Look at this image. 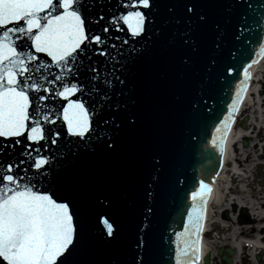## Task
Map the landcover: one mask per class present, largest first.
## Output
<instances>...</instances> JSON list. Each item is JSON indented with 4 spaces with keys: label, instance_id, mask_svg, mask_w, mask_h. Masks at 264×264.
<instances>
[{
    "label": "water",
    "instance_id": "1",
    "mask_svg": "<svg viewBox=\"0 0 264 264\" xmlns=\"http://www.w3.org/2000/svg\"><path fill=\"white\" fill-rule=\"evenodd\" d=\"M248 3L256 4L258 0ZM154 5L155 32L162 29L167 39L149 32L146 37L136 38L141 41L137 44L126 30L111 29L107 34L100 31V25L106 24L113 14L124 11L121 0H92V15L97 20L103 16L104 20L90 26L97 34L120 38L93 47H103L116 55L109 44H116L124 52L133 46H146L143 55L130 60L116 73L125 83L114 81L109 91L111 99L105 103L102 116L93 117L95 133H104L101 139L94 138L88 149L77 150L74 146L75 155L69 154L64 145L68 141L75 145L78 138L67 136L66 125L55 115L67 101L50 97L45 103L52 106L56 123L43 126L46 135L49 128L62 133L58 144L50 141L33 144L19 138L20 144L0 150V162L25 160L20 165L22 168L31 164L22 155L25 151L35 156L33 150L40 148L42 155L52 157H56L58 148L64 151V156L55 160L57 167L53 174L58 178H73L72 189L67 194L75 202L78 230L86 239L75 264H174L171 223L176 222L183 229L192 203L190 192L194 187V190L199 188L198 172L209 184L208 176L215 175L221 157L219 149L220 156L214 154L217 147L212 144V136L226 112L237 80L235 74L228 76L227 69L234 67L241 73L242 65L247 63L246 49L254 46L244 43L249 37L255 39L253 32L237 31L246 7L236 0H154ZM201 16L205 17L203 21ZM125 39L129 43L122 45ZM38 55L42 62H50L44 54ZM89 55L91 60L84 61L82 74L68 76L66 80L90 87L92 73L85 70L89 64L105 75L111 72L113 65L107 56L91 52ZM51 71L58 72L54 66ZM225 77L232 81L230 87L226 86ZM71 99H83L86 106L100 102L97 94L90 97L77 93ZM103 120L108 123L104 124ZM210 131L212 135L206 142ZM10 143L0 138V145ZM187 197L186 207H190L184 212ZM102 218L113 224L114 237L107 236ZM223 251L219 253L223 262L233 264L231 256L235 252L227 249L228 257L222 255ZM210 259L208 254L205 264H210Z\"/></svg>",
    "mask_w": 264,
    "mask_h": 264
},
{
    "label": "snow or ice",
    "instance_id": "2",
    "mask_svg": "<svg viewBox=\"0 0 264 264\" xmlns=\"http://www.w3.org/2000/svg\"><path fill=\"white\" fill-rule=\"evenodd\" d=\"M236 2L246 7L237 31L253 32L255 39L249 37L244 41L245 45L254 46L246 49L243 79H239L240 71L236 68L227 69L228 76L235 74L239 83L234 98L227 105V115L215 127L212 136V144L221 154L235 114L250 86V69L264 59V0H258L256 4L248 3V0ZM154 6V0H121L124 11L113 14L106 24L100 25V31L107 34L111 29L126 30L137 44L141 41L136 38L146 37L149 32L167 39L162 29L155 32ZM232 7L235 8V4ZM91 9L92 0H0V138L11 141L7 146L0 145V150L20 144L19 138L33 144L41 141L58 144L62 133L49 128L46 135L43 126L44 123H56L52 118V106L45 103L50 97L67 101L55 115L57 119L62 118L67 136L78 138L75 145L72 141L64 145L69 154L75 155L74 146L77 150L79 147L90 148L94 138L99 140L104 135L95 133L93 117L102 116L105 103L111 99L109 91L114 87V81L121 85L125 83L116 73L130 60L143 55L146 46H133L124 52L116 44H109L116 50V55L103 47H93L120 38L97 34L90 25L99 24L104 17L97 20ZM188 11L192 9L188 8ZM200 19L203 21L205 17ZM237 39L241 37L237 36ZM128 43L127 39L121 41L122 45ZM90 52L107 56L113 65L111 72L105 75L94 64H89L85 70L92 73L90 87L66 80L68 76L82 74L84 61L91 60ZM38 54H44L50 62H42ZM241 57L244 58L243 51ZM53 66L58 72L51 71ZM57 83L59 87H51ZM225 84L230 87L232 81L225 77ZM77 93L90 97L97 94L100 102L86 106L83 99H71ZM102 122L108 123L107 120ZM107 146L112 147L111 144ZM33 151L35 156L30 151L22 153L31 161L27 168L20 167L25 160L0 162V264H75L86 239L78 230L75 202L67 194L72 189L73 178H58L53 174L57 167L55 160L65 153L58 148L56 157H52L42 155L40 148ZM211 193V186L203 180L199 182V188L191 192L187 223L183 231L175 233L174 264H198ZM102 223L107 236L114 237L115 229L109 219L102 218Z\"/></svg>",
    "mask_w": 264,
    "mask_h": 264
},
{
    "label": "bare ground",
    "instance_id": "3",
    "mask_svg": "<svg viewBox=\"0 0 264 264\" xmlns=\"http://www.w3.org/2000/svg\"><path fill=\"white\" fill-rule=\"evenodd\" d=\"M263 66L264 59H261L258 64L254 65L250 69L252 75L250 86L248 88L246 96L244 97L243 103L239 107L238 113H236L237 119L238 117L243 116V113L241 114V112L245 104H248L250 106V108H247V110L251 108L254 109V115L251 117V120L247 124L248 128L246 130L242 129L241 127L235 128L234 124L236 120L234 121L231 126V131L227 136L224 152L221 155L217 166V170L219 169V171L216 172L214 176H208V183L212 188V193L209 199V204L207 205L206 219L204 222L203 231H206L209 228L214 209L219 210L230 202V195L228 193H224V190L228 188L226 184L229 182L227 174L232 175V182H237L240 178L241 183L247 182L248 176H245V174H247L248 172L247 167L249 166L247 163L252 158V151H254L255 146L252 147L251 150H248L247 148H241V150L239 151L238 144L246 140L249 146L250 141L264 140V134L262 133L264 124V99L261 103H259L261 99H259V102L256 103L254 101L255 99L252 98L260 88L258 85L253 87L254 83L259 84L261 83V80L263 81L264 79L261 76ZM255 131L256 135L253 136ZM252 186V184L248 185L249 192H238L241 195L239 197V200L235 198L230 204H233L234 206H241L242 208H248L251 211V214L254 217L256 223L247 229L244 227L245 225L242 224L239 228H235L233 227V225H228V228L225 227L226 229H228V231L231 232L230 241L228 237L227 242L229 241V245L234 249H238L239 254L240 250L246 251L247 249L251 250L253 248H255V251H264V234L262 233V231L264 230V226H261V224H264V178L262 186L260 188H253ZM221 222H224V220ZM248 225H251V223ZM243 239H247V241L244 242ZM208 246L209 243L206 242L205 239L202 240V257L209 252ZM253 254L254 251L251 253V255ZM234 262L235 264L237 263L236 259L234 260Z\"/></svg>",
    "mask_w": 264,
    "mask_h": 264
},
{
    "label": "rangeland",
    "instance_id": "4",
    "mask_svg": "<svg viewBox=\"0 0 264 264\" xmlns=\"http://www.w3.org/2000/svg\"><path fill=\"white\" fill-rule=\"evenodd\" d=\"M261 76L264 78V67L262 68ZM264 80V79H263ZM258 85L255 83V86ZM263 85V84H262ZM254 97V96H253ZM252 97V98H253ZM255 99L254 101L257 102L259 101V97L253 98ZM253 108L251 110H247L244 112V115L241 117L242 120L239 119L237 128L240 127L241 122L243 119L247 116L251 118L253 116ZM262 133L264 134V124H263V130ZM256 135V131L253 134V136ZM255 146V149L252 154L251 160L247 163L249 166L247 167L248 172L245 174V176H248L247 182L246 183H241L239 179L237 182H232L231 184V174H227V178L230 180L226 185H231L233 189H231V194L229 197V203L226 204L223 208L217 210L214 209L213 215L212 216V223H215L213 228L216 230L215 233L211 234V237H209L208 243H209V248L213 252L214 255H216L218 247L224 243H228L227 239L229 237L230 241V234L231 232L228 231V225H233L235 228L240 227V221L245 225L244 227L250 228V226H253L252 220L254 221L255 219L253 218L251 211L248 208H242L241 206H234L233 204H230L231 201L236 198L239 200V197L241 196L237 190H241L242 192H249L248 185L252 184L253 188H260L262 186L263 178H264V140H253L250 141L249 146L244 147L242 142L238 144L239 151L241 148H247L248 150H251L252 147ZM238 150V149H237ZM253 161V162H252ZM232 167V166H231ZM261 167V169H259ZM243 168V167H242ZM244 172V171H243ZM243 174V173H242ZM248 190V191H247ZM234 191V192H232ZM225 193V192H224ZM248 194V193H247ZM250 196V195H248ZM224 222H221L223 221ZM252 223L251 225H248ZM263 224H261L262 226ZM226 227V228H225ZM221 238V239H220ZM226 240V241H225ZM251 250L247 249L245 253L242 255V260H246L245 256L247 255V258L249 257V262L247 264H250V259H252L251 256Z\"/></svg>",
    "mask_w": 264,
    "mask_h": 264
},
{
    "label": "flooded vegetation",
    "instance_id": "5",
    "mask_svg": "<svg viewBox=\"0 0 264 264\" xmlns=\"http://www.w3.org/2000/svg\"><path fill=\"white\" fill-rule=\"evenodd\" d=\"M261 84H263L262 86V89L259 91V93H260V97H261V102H262V100L264 99V80L262 81V83ZM259 93H258V95H259ZM236 206V205H235ZM254 218V217H253ZM252 223L253 224H255L256 223V221L254 220H252ZM251 223V224H252ZM240 224H242V221H240ZM263 226H264V224H263ZM183 231V230H182ZM262 233L264 234V230L262 231ZM211 234H213V233H209L208 235H206V239H208L209 237H211ZM174 240H175V238H174ZM228 247H230V245H229V241H228V243H224V244H222V245H220L219 247H218V250H217V253H216V256H213V261H212V264H225L224 262H223V259H222V257L219 255V252H220V250H225L226 248H228ZM255 248H253V249H251V252H253L254 251V256L252 255V259H250V264H264V251H262V250H258V251H255L254 250ZM245 252V251H244ZM242 256L239 258V261L236 263V264H247V262H249L248 260H249V257L247 258V255L245 256V258H246V260H242Z\"/></svg>",
    "mask_w": 264,
    "mask_h": 264
}]
</instances>
